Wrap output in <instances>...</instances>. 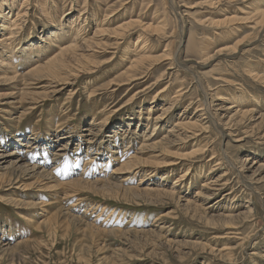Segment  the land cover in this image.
<instances>
[{
  "label": "rangeland",
  "instance_id": "374dc122",
  "mask_svg": "<svg viewBox=\"0 0 264 264\" xmlns=\"http://www.w3.org/2000/svg\"><path fill=\"white\" fill-rule=\"evenodd\" d=\"M23 1L7 0L0 16V37H6L0 58L20 57V77L10 84L0 81V155L6 148L16 152L12 141L29 140L36 134L31 147H21L25 156L18 168L12 166L18 156L0 157V264H264V120L261 124L259 118L264 114V85L246 73L252 69L264 77L260 62H264V27L251 23L255 12L242 13L262 0ZM234 15L242 22L238 31L234 24L210 25V19ZM131 19L162 26L161 31L142 32L136 24L124 36L109 35ZM9 22L11 28H4ZM103 28L110 32L105 31L100 42L110 47L90 57L102 64L94 73L74 70L67 81L51 82L57 86L54 94L45 87L51 79L22 78L29 69L47 62L61 45L83 46ZM246 35L248 40L236 45ZM192 36L198 42L191 48ZM141 56L156 60L140 68V79L112 83ZM12 91L16 94L10 96ZM4 93L10 95L3 97ZM202 102L217 122H226L234 113L232 123L239 122L237 111L253 110L256 115L250 124L246 117L243 124L221 128L227 136H221L220 126H210L192 141L163 152L141 148L171 135L170 127L173 134L177 132L178 121L195 120L193 116L201 114L195 109ZM230 105L237 108L228 112ZM163 115L165 120H159ZM92 122L94 133L108 141L100 143L91 136L96 149L86 162L88 147L81 140L89 132L82 129H89ZM47 132L72 136L55 141L53 154L62 152L58 149L64 143L68 145L67 156L60 157V162L43 154L49 149L44 137L53 138ZM117 143L116 156L122 160L109 157ZM206 144L196 157L177 158ZM40 154L44 156L40 165L47 163L45 169L57 182L25 170L24 165L36 162ZM133 155L139 161L115 173ZM174 158L177 164L161 165ZM90 162L93 168L86 167ZM68 168L79 172L70 173ZM224 172L230 184L220 197L203 201L197 195L203 184ZM81 176L82 184L73 189L69 182ZM105 178L107 182H100ZM248 184L256 188V196ZM130 187L174 190L182 201L126 189ZM188 199L195 205L187 206ZM23 241L30 243L18 245Z\"/></svg>",
  "mask_w": 264,
  "mask_h": 264
},
{
  "label": "bare ground",
  "instance_id": "6f19581e",
  "mask_svg": "<svg viewBox=\"0 0 264 264\" xmlns=\"http://www.w3.org/2000/svg\"><path fill=\"white\" fill-rule=\"evenodd\" d=\"M7 0L3 1L2 4H0V16H4V6L7 4L8 5V2H6ZM220 1V0H219ZM28 0H24L23 3H27ZM30 2V1H29ZM220 3V2H219ZM245 3V2H244ZM246 4V3H245ZM212 5V4H211ZM220 5V4H219ZM22 7V6H21ZM27 7V6H26ZM211 7V6H210ZM174 8V7H173ZM228 8V7H227ZM112 12V11H111ZM240 12V11H239ZM252 12H255V15L252 16L253 19H250L251 23L254 22V24L256 26H263L264 27V1H260L259 2V5L256 6L255 8H253L251 11H248V12H244L242 11L243 14H250ZM23 13V12H22ZM214 13V12H213ZM114 14V13H113ZM19 15V14H18ZM22 14H20V16L18 17V19H20V17ZM24 15V14H23ZM107 16H111L110 14H108ZM106 19V18H105ZM242 19H247V17H242ZM13 21V20H11ZM14 22V21H13ZM105 22V21H104ZM210 25H213V26H218V27H221V26H224V24L226 25L227 23L229 24H234L233 25V29H236L235 31H238V29L242 28V24H239L242 23L240 21V18L237 16V15H234V16H231V17H228L226 19H222V20H215V19H210ZM12 23H8V24H3L4 25V28H5V25H6V29H10L11 26L9 27V25H11ZM139 25L142 27L141 31L143 32L144 30H149L150 28L155 31V32H159L161 31V27H153L151 25H144L140 20H133L131 19L129 22H126L125 24H121L119 25V27L117 29H114L112 30L114 34H109V35H116V36H121L124 34H126V32L134 27L135 25ZM235 25H238L237 27ZM240 25V26H239ZM16 26V25H15ZM249 25H246L244 27H248ZM101 29V27H100ZM81 30H82V27H81ZM105 31H106V34H108L110 31L109 30H104V28L102 30H98L97 32H95L94 34V37L86 42L83 46H75V45H72L69 44V45H64V46H60L59 49L55 50L52 54V57L45 63L41 64V65H38L36 67H33L31 69H29V71L27 72V74L23 75L22 78L24 79L25 77H30L32 79L35 80V82H41V81H44V80H49L50 84L48 86H45L46 88L49 87V89H53L51 90L50 92H52L54 94V91L57 92L56 88L57 86H51V82L55 83V82H65L67 81V77L70 73H74V70H78L79 72L80 71H87V73L89 74H92V72L94 73V71L97 70L98 67H100L102 64L101 63H97V62H94L93 60L90 59V57H93V55L96 53V52H99V49H101L103 52L107 51L106 49L109 48L110 46L108 45V42L104 41V42H100V39H103L104 37H106V34H105ZM231 31V30H230ZM257 32L259 31V29L256 30ZM231 33H235L234 31L231 32ZM144 34V33H142ZM257 34V33H256ZM256 34L254 35V37H256ZM7 35V34H6ZM84 35V34H83ZM102 36L101 38H98ZM109 36V37H111ZM5 37V36H4ZM4 37H0V47H3V45H6V42H5V38ZM13 37V36H12ZM253 37V38H254ZM258 37V36H257ZM113 38V37H112ZM139 38V37H138ZM119 39V38H118ZM117 39V40H118ZM140 39H143V37L140 36L139 38V41ZM255 39V38H254ZM13 40V39H12ZM86 40V39H85ZM207 40V39H205ZM247 35L246 37H243L242 39H240L239 41H237L236 45H240L242 44L243 42L247 41ZM138 41V40H137ZM137 41H136V45H137ZM71 42V41H70ZM190 42V47H195L196 43L198 42V39L196 40L194 36H192V38L189 40ZM208 42V41H207ZM12 43V42H11ZM75 44V42H74ZM119 43L116 41V45H118ZM144 43L141 47V49L144 48ZM234 48V47H233ZM140 50V49H139ZM138 50V51H139ZM220 50V49H219ZM221 51V50H220ZM89 52V53H88ZM92 52V53H91ZM169 52V51H168ZM88 53V54H87ZM170 53V52H169ZM214 55V54H213ZM217 55V54H215ZM173 56V55H172ZM217 57V56H216ZM3 59L0 60V69L2 71V73H0V81L3 82V83H6L8 82L10 84L11 81L15 80L18 76L20 77V75L18 74L19 72V62H20V57L17 58V59H13L14 58V54L13 56L11 57H6L4 58V56L2 57ZM47 58V57H46ZM152 58V59H150ZM154 57L153 56H141V58H138L136 60H134L130 65L129 67V70L125 71V73H123L121 75V78H118V81H113L112 83L113 84H118V85H121L119 82L121 80H125V82L123 83H129V82H132L134 80H137V79H140L142 77L141 74H143V71L142 72H139L140 68L145 66V63L148 62L149 60H156V59H153ZM161 59H164L166 57L164 56H161L160 57ZM160 58H157V60H159ZM167 58H169L167 56ZM213 58V57H212ZM171 59V58H170ZM262 59V57H261ZM260 60V59H259ZM161 61V60H160ZM171 61V60H170ZM261 63L264 64V62L260 61ZM151 63V62H150ZM255 64V63H254ZM257 71V70H256ZM149 72V71H148ZM13 73V75H11ZM247 74H250L248 76H251L252 80H256L257 82L260 81L263 85H264V77L263 76H259L256 72L254 73V71L251 69L247 70L246 71ZM261 74V73H260ZM11 75V76H9ZM71 75V74H70ZM251 80V81H252ZM112 81V80H111ZM14 82V81H13ZM68 83V82H67ZM66 83V84H67ZM61 84V83H60ZM65 84V85H66ZM170 84V83H169ZM18 85V84H17ZM64 85V86H65ZM112 85V84H111ZM193 85V84H192ZM180 89H178L179 91ZM59 91V90H58ZM13 94L10 95L8 93H4V94H1L3 97H7L8 95L10 96H13L16 94V92L12 91ZM205 92V90H204ZM184 93V92H183ZM207 93V92H206ZM48 94L45 93L44 96H46ZM9 96V97H10ZM259 98V97H258ZM208 103V102H207ZM211 105V104H210ZM254 105V104H253ZM192 106V105H191ZM222 106V105H221ZM234 108H237L235 107L234 105H230L226 108V110L228 112H230L229 110L231 109H234ZM168 109V108H167ZM196 110V113H201L200 115L196 116L194 115L193 116V119L195 118V120L193 121H188V122H182V121H178L176 124H175V128H176V131L174 134H173V131L171 129L173 128H169L168 129V132H172L171 135H169L168 137L164 138L163 140L161 141H156V142H150V144H146L144 146H142L141 148H143L144 151H154V150H157V149H161L162 152L163 151H166L168 150L169 147L171 146H176L177 144H182L183 142L185 141H189L190 139H195L198 135L204 133V132H208V128L210 126H213L216 128V126H220V128H218L217 130H219V132L221 133V136H225L227 133H224L223 132V129L221 128H225L227 127V129L234 125L235 123L238 124H243V122L245 121V118L247 117L249 120L248 123L250 124V122L252 121L251 119L256 115L255 111L253 110H245V111H242V112H238L237 111V115L241 118V120L239 122H235V123H232L233 122V119H234V116L236 115L235 113L233 115H231L228 120L226 122H223V121H219L217 122L214 117H212V112L210 111V108L208 105L204 104L203 102L198 104L197 106V109ZM240 110V109H239ZM163 111V110H162ZM241 111V110H240ZM105 112V111H104ZM236 112V111H235ZM161 114V113H160ZM164 114V112H163ZM205 114H208L207 117H205L204 115ZM258 114V113H257ZM158 116V115H157ZM183 117V116H182ZM225 117V115H224ZM64 118V117H63ZM207 118V119H206ZM261 119V124L264 120V114H261L260 117ZM18 119V118H17ZM159 120L161 121H164L165 120V117L164 115L159 117L158 118ZM192 119V118H191ZM254 119V118H253ZM54 120V119H53ZM96 120V119H95ZM106 120V119H105ZM206 120V121H205ZM205 121V122H204ZM95 122V121H94ZM94 122L91 123V125L89 126V129L88 128H85L82 129L83 131H86V132H89V133H84L85 135H83L85 138L82 139L81 141V144H84L88 147V154H86V159L88 162L89 159H90V155L92 154V151L94 152L95 149H94V144H92V140L93 139L91 136H95V138L97 137L101 142H106L108 140H106V136L105 135H100L99 133L95 132L94 133V129H92L91 127L94 126ZM97 122V121H96ZM158 122V121H157ZM229 122H231V125L228 126ZM57 123V122H56ZM61 123V122H60ZM60 123H57V124H60ZM162 123V122H161ZM223 123V124H222ZM64 124V123H63ZM235 124V125H236ZM52 125V124H51ZM61 125V124H60ZM162 125V124H161ZM223 126V127H221ZM252 126V125H251ZM56 127V126H55ZM61 127V126H60ZM58 127V128H60ZM77 127V126H76ZM101 127V126H100ZM156 127V126H155ZM157 128V127H156ZM53 129V128H51ZM252 130H254V127L252 128ZM52 131V130H51ZM57 131V130H56ZM34 132V131H33ZM62 130H58V133H60L62 135ZM48 133V132H47ZM57 133L54 134V133H48V136H52V140H50V138L48 137H44L45 141H43V143L47 144L49 148L48 150H45L43 151V154L47 153V157H50L51 155H53V161H58L60 162V157L62 156H67V151H68V145H67V142L63 144V146L59 147L58 151H62V152H56V153H52V149L54 147V144L57 142H60V140H64V139H67L69 137H72L70 135H65V136H60L59 134ZM35 134H36V131L35 133H33V137L29 138V140H24L22 139L21 141H15L17 143H14V141H12L10 143V145L13 144V146L17 147L16 148V152H9V148H6L4 150V152L2 151V155H0L1 158H8V157H17L18 156V160L14 163V161H12V166L14 165L16 168H18L19 165H17L18 162L20 161H23V157L25 156V154H22L21 153V147H31L30 145V142L31 140L35 139ZM71 134V133H70ZM82 136V135H81ZM153 136V135H152ZM227 136V135H226ZM56 137H58L59 139L56 140ZM113 142L115 143V141L117 140L115 137H118L117 136V131H116V134H114L113 136ZM128 137V136H127ZM133 138V137H132ZM150 138V137H149ZM116 139V140H115ZM122 139V138H121ZM225 139V138H224ZM40 140V139H39ZM190 140V141H192ZM56 141V142H55ZM111 142V143H113ZM122 142V141H121ZM125 142V141H124ZM186 142V143H187ZM80 143V142H79ZM109 143V144H111ZM130 143H131V140H130ZM107 144V148H108V145ZM35 146V145H33ZM207 144L205 146V148H195L191 151L190 154H186L184 156H180V157H177L181 160H183L184 158L186 157H190V156H197L198 154H201L203 151L206 150L207 148ZM130 147V146H129ZM127 148V147H126ZM119 149H120V145L117 143L115 144L114 146V149L111 151V155L109 156L110 158H115V159H121V155H117L116 154L119 152ZM129 149V148H127ZM216 149V148H215ZM215 149H212V150H215ZM99 150V148H98ZM126 150V149H125ZM124 150V151H125ZM8 151V152H7ZM107 151H109L107 149ZM54 152V151H53ZM66 152V153H65ZM200 152V153H199ZM37 153V151H36ZM64 153V154H63ZM101 153V152H100ZM108 153V152H107ZM124 153V152H123ZM218 153V152H217ZM39 154V153H38ZM75 154V153H74ZM110 154V153H109ZM40 158L38 159L37 158V161L36 162H33L31 164H27V165H24L25 166V170H29L31 172H36V174L43 176L45 177L46 179H52L54 176H52V173L51 171H49L48 169H45V165H40L41 163H39L42 159H44V156H42V154L39 155ZM65 156V157H66ZM136 155H133L130 159L126 160L125 163L122 164V166L120 168H118L115 173H122L124 171H127L128 168H131L133 166V164H135L134 162H138L139 160L135 158ZM215 156V155H214ZM213 156V157H214ZM217 156V155H216ZM103 157V156H102ZM221 157V156H220ZM227 157V156H226ZM222 158V157H221ZM228 158V157H227ZM77 159V158H75ZM92 159V158H91ZM125 159V158H124ZM249 158H247L246 160H249ZM64 160V159H63ZM122 160V159H121ZM176 159L174 158L171 159L169 162L167 163H164V164H161L162 166H170V165H175L177 164V162H174ZM245 160V161H246ZM31 161V160H30ZM33 161V160H32ZM31 161V162H32ZM49 161V159H48ZM124 161V160H123ZM228 161H231L232 164H234L232 162V160H230L228 158ZM93 162V161H92ZM112 162V161H111ZM122 162V161H121ZM207 162V161H206ZM63 163V161H62ZM69 163V162H68ZM114 163V162H112ZM209 163V162H208ZM230 163V162H229ZM25 164V163H24ZM111 164V163H110ZM212 164V163H211ZM221 164V161L217 162L216 165H220ZM66 165V163H65ZM84 165V164H83ZM160 165V164H159ZM209 165V164H208ZM69 166V165H68ZM74 166V165H73ZM94 166V165H93ZM204 166V165H203ZM235 166V165H234ZM65 167V166H64ZM67 167V166H66ZM86 167H92V164L91 162L90 163H86ZM161 167V166H160ZM209 167V166H208ZM215 167V166H214ZM40 168H44L42 169V171H38V169ZM88 168V169H89ZM93 168V167H92ZM64 169V168H63ZM69 169V168H68ZM67 169V170H68ZM78 169V167H77ZM86 168V170H88ZM231 169V167H230ZM76 170V169H75ZM79 170V169H78ZM76 171V172H79V171ZM84 170V169H83ZM68 171H70V173H74L75 171H73V169H69ZM96 171V170H95ZM241 171V170H240ZM75 172V173H76ZM92 172V171H91ZM187 172H185V174H187ZM190 173V172H189ZM235 173V172H234ZM184 174V175H185ZM78 175V174H77ZM169 175V174H168ZM202 175V174H201ZM204 175V174H203ZM228 174L226 172L224 173H220L218 174V176L210 181H207L203 184V189L197 193L198 196H201L203 198V201L205 200H208V199H213V198H216V197H220L222 192H223V189L225 188L226 185H229L230 182L228 180H231V179H225L224 177H226ZM165 176H167V174H165ZM187 176V175H186ZM196 176V175H195ZM183 177V176H182ZM240 177H243V176H240ZM240 177L238 179H240ZM83 177L81 176V178H78L76 180H73L71 182H69L70 185L74 186L73 189L77 190V187L80 186L82 184V179ZM163 178V177H162ZM204 178V177H203ZM165 179V178H164ZM184 180V179H183ZM204 180V179H203ZM209 180V178H208ZM245 180V179H244ZM53 181L57 182L54 178H53ZM126 181V180H125ZM100 182H107L106 181V178L105 180H101L100 179ZM182 182V181H181ZM194 182V181H193ZM162 183V182H161ZM184 183V182H183ZM197 183V182H196ZM257 183H260V182H257ZM160 184V183H159ZM158 184V185H159ZM190 184V183H189ZM161 185V184H160ZM249 185V184H248ZM175 186H178L177 183H176V180H175ZM174 186V187H175ZM185 186V185H184ZM250 186V185H249ZM181 187V186H180ZM179 187V188H180ZM192 187V186H191ZM160 188V187H159ZM177 188V187H176ZM126 189H129L131 191H142L144 190V192H152V193H155V194H162L163 196L165 197H169L171 199H176L178 202H181L182 199L181 197H178V195H176V191L173 192V191H168V190H155L157 188H150V189H140V188H135V187H130V188H126ZM250 189H251V193L253 195L256 196V193L258 194V191L256 190V188L254 187H251L250 186ZM181 191V190H180ZM255 193V194H254ZM225 197V195H228V192L224 193L223 194ZM236 195V194H235ZM252 196V195H251ZM238 198V197H237ZM186 201V205L189 206V205H195V201H192V200H185ZM248 202H251V199L248 200ZM202 206L204 207V204H202ZM248 212H251L252 209L250 206H248ZM202 212H204V210H200ZM64 212V210H63ZM91 226V225H89ZM52 234V231L50 233V235ZM30 242L29 241H23V242H19L18 245L20 244H29ZM32 243V242H31ZM7 244V243H6ZM6 244H4L3 246H6ZM16 245V246H18ZM15 246V247H16ZM13 248V247H11ZM10 250V248H5L4 251L6 252V250Z\"/></svg>",
  "mask_w": 264,
  "mask_h": 264
}]
</instances>
